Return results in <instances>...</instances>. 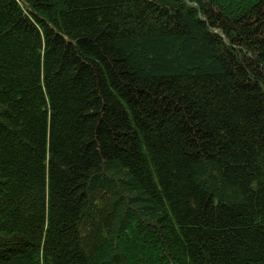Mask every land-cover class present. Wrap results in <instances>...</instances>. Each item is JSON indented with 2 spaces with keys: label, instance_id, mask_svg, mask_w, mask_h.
Returning <instances> with one entry per match:
<instances>
[{
  "label": "trees",
  "instance_id": "obj_1",
  "mask_svg": "<svg viewBox=\"0 0 264 264\" xmlns=\"http://www.w3.org/2000/svg\"><path fill=\"white\" fill-rule=\"evenodd\" d=\"M0 264H264V0H0Z\"/></svg>",
  "mask_w": 264,
  "mask_h": 264
}]
</instances>
